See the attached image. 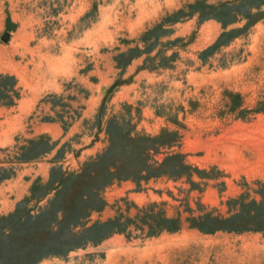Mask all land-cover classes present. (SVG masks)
Returning <instances> with one entry per match:
<instances>
[{"label": "rangeland", "instance_id": "rangeland-1", "mask_svg": "<svg viewBox=\"0 0 264 264\" xmlns=\"http://www.w3.org/2000/svg\"><path fill=\"white\" fill-rule=\"evenodd\" d=\"M0 264H264V0H0Z\"/></svg>", "mask_w": 264, "mask_h": 264}, {"label": "water", "instance_id": "water-1", "mask_svg": "<svg viewBox=\"0 0 264 264\" xmlns=\"http://www.w3.org/2000/svg\"><path fill=\"white\" fill-rule=\"evenodd\" d=\"M3 38L4 39H7L8 38V34H5Z\"/></svg>", "mask_w": 264, "mask_h": 264}]
</instances>
